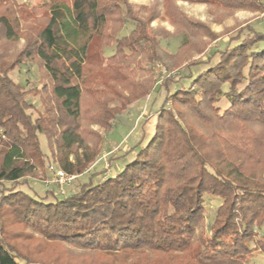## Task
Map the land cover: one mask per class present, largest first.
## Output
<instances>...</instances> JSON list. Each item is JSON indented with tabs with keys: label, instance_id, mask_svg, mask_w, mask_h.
I'll use <instances>...</instances> for the list:
<instances>
[{
	"label": "trees",
	"instance_id": "obj_1",
	"mask_svg": "<svg viewBox=\"0 0 264 264\" xmlns=\"http://www.w3.org/2000/svg\"><path fill=\"white\" fill-rule=\"evenodd\" d=\"M179 1L264 12V0H0V264H31L2 236L6 213L49 240L107 256L102 264H248L264 251V174L244 176L245 159L264 164L253 151L264 138V32L217 34ZM162 8L174 33L153 26ZM178 35L184 42L169 54L162 43ZM155 62L177 74L155 80ZM23 68L35 83L11 78ZM153 95L155 120L139 123L149 142L110 151L113 171L99 167L104 136L91 126L112 130ZM92 139L87 161L70 162ZM52 166L75 179L61 187Z\"/></svg>",
	"mask_w": 264,
	"mask_h": 264
},
{
	"label": "rangeland",
	"instance_id": "obj_2",
	"mask_svg": "<svg viewBox=\"0 0 264 264\" xmlns=\"http://www.w3.org/2000/svg\"><path fill=\"white\" fill-rule=\"evenodd\" d=\"M18 1L21 3H38V0ZM156 1L158 0H130L131 3L137 6L144 7H149ZM177 5L190 18L204 22L205 24L210 26L212 31L217 34L234 35L247 25H254L256 26L257 31L264 32V12L261 11L239 10L231 13H221V11H215L210 5L204 3H190L179 1L177 2ZM161 13L163 19L155 21L153 23V26L155 28L160 26L170 33H174L175 28L173 25H171L169 19L166 17L164 8L161 9ZM131 29V26H126V28L123 29L120 33L119 37L128 35ZM184 39L185 37L183 35H178L176 37L170 38L169 40H165L162 43L163 49L169 54H175L184 42ZM219 45L220 41H216L211 45V48H216ZM114 52L115 46H112L106 50V56L109 57L113 55ZM199 57L200 56L196 58ZM149 68H151L152 71L151 75H155V80L156 78H164V76L173 77V75L177 74L178 71L177 69H173L170 63L168 64L162 62H155L153 65L150 64ZM32 72L33 70L26 72V68H23L22 70H15L10 76L15 82L28 84L29 86L36 82L34 72ZM88 75L89 77L93 76L96 79L100 76L98 73L87 74V76ZM189 83L190 81H188L186 86H188ZM123 93L127 96L130 95L129 90L127 89L123 91ZM153 98H155V95H153L151 98L148 97L145 101L136 102L130 105V108H128L120 117V120L122 122L112 130L105 129L104 127H100L97 125L91 126L94 132H97L98 134L104 136L103 141H105L104 143L103 141L101 143H98L99 146H101L100 152H102V161H100V163L98 164L100 165L99 167H102L104 165L105 168L113 171L112 166L109 162H107V159L109 158V155L111 153L110 151H112L114 155H120L121 152H123L124 154L126 150L137 147L139 143H141V146H144L149 142L151 137L149 135L144 138L142 137L141 127L139 123L145 119H148L147 123L149 125L151 123L153 124V121L155 120V115L153 112H155L156 108L159 107L161 103V100L159 99L154 104V107H152ZM221 105L224 106V102L221 103ZM221 105L219 104V106ZM146 116H148V118ZM260 128L261 127H258V129ZM258 133L263 136L264 127H262L261 131ZM96 141V139L86 140L85 145H80L77 150L69 154V161L73 164H77L80 161L86 162L87 156L91 153L93 145L97 143ZM255 149L258 151H253L254 153L258 152V157L262 155L264 156V138L263 140L259 141L258 146L255 147ZM126 160H133V154H129ZM98 162L99 161H97L95 164H97ZM245 162L246 164H249V166L246 168L247 171H245L244 173V176H247L246 178L253 179L260 173L264 174V164L259 163L261 162V160H255L254 162H251L245 159ZM117 165H119L120 167L124 166V160H118ZM90 167H92V165ZM38 174H42V172H39ZM88 177L89 176L84 178L87 179ZM255 181L258 180L256 179ZM48 182L45 184H39L38 192H40V194H43V185L49 186L50 181ZM208 202L212 203L209 205L210 207H206L207 213L210 212L209 210H215L219 203L218 200ZM214 202H216V204H214ZM205 225L206 227H204L203 229L204 233L207 232V220ZM1 227L3 230L2 236H4V238L15 249H17L21 256L26 257L31 264H102L101 262L108 259L107 256L100 253H90L61 242L49 240L30 227L25 226L24 224L15 220V218L10 213L5 214L4 219H2L1 221ZM201 231L202 230L199 228L197 230V234H199ZM249 260L250 261L248 264H264V251H261V249L258 248L253 252Z\"/></svg>",
	"mask_w": 264,
	"mask_h": 264
},
{
	"label": "built area",
	"instance_id": "obj_3",
	"mask_svg": "<svg viewBox=\"0 0 264 264\" xmlns=\"http://www.w3.org/2000/svg\"><path fill=\"white\" fill-rule=\"evenodd\" d=\"M50 170L54 173L53 182L58 183L61 187L69 185L75 179V176L69 175L65 171L56 169L53 166L50 167Z\"/></svg>",
	"mask_w": 264,
	"mask_h": 264
}]
</instances>
